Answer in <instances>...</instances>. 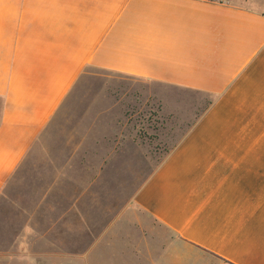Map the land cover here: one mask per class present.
<instances>
[{
	"label": "crops",
	"instance_id": "obj_1",
	"mask_svg": "<svg viewBox=\"0 0 264 264\" xmlns=\"http://www.w3.org/2000/svg\"><path fill=\"white\" fill-rule=\"evenodd\" d=\"M88 69L151 86L166 116L208 98L112 210L140 230L132 257L97 252L115 233L110 179L151 164L120 100L80 125L66 158L30 159ZM0 99V202L41 166L16 196L21 242L0 245V264H264V0H0Z\"/></svg>",
	"mask_w": 264,
	"mask_h": 264
},
{
	"label": "rangeland",
	"instance_id": "obj_2",
	"mask_svg": "<svg viewBox=\"0 0 264 264\" xmlns=\"http://www.w3.org/2000/svg\"><path fill=\"white\" fill-rule=\"evenodd\" d=\"M151 89V86H146L133 77L109 71L88 69L62 105L60 112L53 119L50 128L41 140L42 142L30 154V159H36L37 162L52 157L66 158L81 137L79 132L83 128L80 130V125L89 122L99 107L105 108L112 105L113 99L121 101L115 102V104H121L128 125L136 127L137 133L134 136L144 141V145L148 148L145 152L147 157H150L151 164L119 167V171L114 174L112 180L110 179V188L105 189V203L108 199L112 200L111 203L114 205L105 207L103 218L108 224H111V220L115 219L113 225L115 224L116 227L112 236L108 234L105 236L103 239L105 244L101 245L97 251L103 257H111V255L114 257H132L134 252L131 250L132 247L127 244L132 245L138 241L140 230L132 224V215L117 214L112 210L118 206H126L125 204L131 195L142 184L150 171L156 168L157 162L162 161L170 148L184 135L193 120V117L188 114L189 108H193L194 105L196 106L193 108L194 112H199L208 103L207 97L200 96L199 102L184 103L182 115L179 114L181 116H166L160 114V107L154 98L147 97ZM101 95H106L103 101H99L100 98L98 97ZM120 136L123 137V135ZM40 167L30 165L27 178L14 181L11 187V197L0 202V245L8 246L10 251L16 252L18 244L21 242L17 236L21 234L20 230L25 222L24 215L17 212L16 196L27 189H31L33 169L37 170ZM44 167L47 168V166ZM49 168L50 171L53 170L52 167ZM20 200L22 202V198ZM21 205L22 203L19 204V207ZM171 236L174 238L172 232L169 233V237ZM109 240L112 241V244L107 246ZM148 240H150L153 248L156 243H159V240L152 235L151 237L148 236ZM93 254L95 255V252ZM178 254H181V250L178 251ZM121 262H124V259H121Z\"/></svg>",
	"mask_w": 264,
	"mask_h": 264
}]
</instances>
